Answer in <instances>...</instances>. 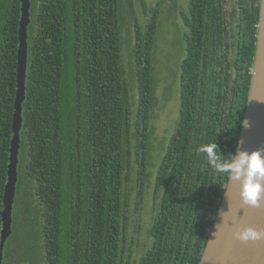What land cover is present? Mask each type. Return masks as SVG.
Segmentation results:
<instances>
[{"label": "trees", "instance_id": "trees-1", "mask_svg": "<svg viewBox=\"0 0 264 264\" xmlns=\"http://www.w3.org/2000/svg\"><path fill=\"white\" fill-rule=\"evenodd\" d=\"M119 2L30 0L16 195L24 187L38 207L39 264H131L126 192L135 194L139 213L151 181L155 214L149 245L132 264H198L223 198L221 186L228 182L198 148L214 141L223 159L236 152L260 0H187L178 118L154 177L147 169L159 5L125 39ZM20 5L0 0V214ZM125 45L136 101L122 57ZM134 228L138 232V224Z\"/></svg>", "mask_w": 264, "mask_h": 264}, {"label": "rangeland", "instance_id": "rangeland-1", "mask_svg": "<svg viewBox=\"0 0 264 264\" xmlns=\"http://www.w3.org/2000/svg\"><path fill=\"white\" fill-rule=\"evenodd\" d=\"M157 5H159V20L152 52V78L155 84L156 107L152 112L151 150L147 169L152 177L161 163L178 118L180 63L185 57L184 17L188 14L187 0H120L118 6L121 14L122 36L126 39L133 36L135 23L143 24L146 21L144 13H148V10ZM127 48V45L123 47L122 57L127 80L132 89L131 94L136 101L137 89ZM128 187L130 188L131 185ZM129 190L126 192L129 202L127 215L130 219L126 248L130 250L132 264L139 261L149 245L147 231L155 214L153 181L144 190L143 205L139 213L134 212L135 194ZM35 210L39 211L35 201L30 199L24 187L21 188L20 196H15L12 234L5 245L3 264H39L43 260L39 247L40 239L38 240L37 237L41 228ZM132 220L136 221L132 222ZM134 224H138V232L134 231Z\"/></svg>", "mask_w": 264, "mask_h": 264}, {"label": "water", "instance_id": "water-1", "mask_svg": "<svg viewBox=\"0 0 264 264\" xmlns=\"http://www.w3.org/2000/svg\"><path fill=\"white\" fill-rule=\"evenodd\" d=\"M20 4L12 138L9 144L7 178L0 214V264H3L5 245L12 234V211L18 181L17 167L22 127V104L25 100L27 40L31 3L30 0H20ZM251 76L243 124L236 148V150L239 148L249 152L264 149V0H260L259 4L256 51ZM239 191V184L233 181L225 193L227 198L224 196L222 198L198 264H264V242L244 244L235 240L232 233L236 224L227 223V221L232 220L242 225L264 229V207H247L241 202ZM222 214L225 216L226 223L221 225L216 240L215 233L217 232V225L221 223ZM208 242L212 243L206 249Z\"/></svg>", "mask_w": 264, "mask_h": 264}, {"label": "clouds", "instance_id": "clouds-1", "mask_svg": "<svg viewBox=\"0 0 264 264\" xmlns=\"http://www.w3.org/2000/svg\"><path fill=\"white\" fill-rule=\"evenodd\" d=\"M198 151L206 156L207 162L214 172L227 175L228 186H221L224 197H226L225 193L229 189L230 184L235 181L239 184V195L244 205L249 208L264 207V149L249 152L238 148L235 153H232L231 158L223 159L222 157L225 156L221 154L218 145L213 141L209 144L200 145ZM223 214L221 223L217 225L216 240L217 234L221 230V225L226 223ZM227 223L236 224L232 233L235 240L244 244L264 242V229L242 225L232 220L227 221ZM211 243H207L206 249Z\"/></svg>", "mask_w": 264, "mask_h": 264}]
</instances>
